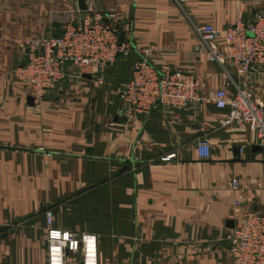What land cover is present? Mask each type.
<instances>
[{"label": "crops", "instance_id": "1", "mask_svg": "<svg viewBox=\"0 0 264 264\" xmlns=\"http://www.w3.org/2000/svg\"><path fill=\"white\" fill-rule=\"evenodd\" d=\"M85 5L119 14L130 52L95 73L67 66L55 89L29 103V88L13 76L26 42L59 35L83 11L77 0H0V264H47L48 228L94 235L97 264H229L227 234L245 213H264V152L248 128L223 126L227 111L208 101L222 68L205 59L196 29L249 22L264 14V0ZM142 58L205 80V101L126 112L118 92ZM225 66L235 85L264 99V64L240 78ZM202 140L208 159L196 154ZM64 259L81 264L79 253Z\"/></svg>", "mask_w": 264, "mask_h": 264}, {"label": "built area", "instance_id": "2", "mask_svg": "<svg viewBox=\"0 0 264 264\" xmlns=\"http://www.w3.org/2000/svg\"><path fill=\"white\" fill-rule=\"evenodd\" d=\"M77 20L65 24L59 35L39 36L26 42V61L13 70V76L29 88L35 100L43 99L66 77L65 68L73 67L78 75L110 68L118 55L126 56L131 45L120 34L119 14L115 11L95 12L87 9ZM196 32L205 45V59L222 68V86L212 92L208 101L227 111L223 126L246 127L256 134L264 152V99L239 88L231 80L226 63L237 77H244L253 67L264 64V14H256L249 22L238 19L223 30L204 24ZM249 34V36H248ZM223 43V48L218 43ZM199 52L200 48H197ZM234 85L228 94L226 86ZM207 83L202 78L181 70L158 71L142 58L134 62L129 79L122 85L118 98L128 113H145L157 106H192L205 101ZM200 159H208L211 147L206 141L196 144ZM173 157L167 156L165 159ZM233 192L239 190L236 179ZM239 199L235 205L239 206ZM47 225L52 218L46 214ZM229 264H264V213L248 212L227 234ZM47 264H65V253H79L81 264H97V238L48 228L46 232Z\"/></svg>", "mask_w": 264, "mask_h": 264}, {"label": "water", "instance_id": "3", "mask_svg": "<svg viewBox=\"0 0 264 264\" xmlns=\"http://www.w3.org/2000/svg\"><path fill=\"white\" fill-rule=\"evenodd\" d=\"M77 7H78V9L79 10H81V11H85V10H87V7H86V5H85V0H77ZM248 36H249V34H248ZM84 78H90V76H84ZM27 101L29 102V103H33L34 102V99L32 98V97H28V99H27ZM260 150H262L261 149V147L259 148Z\"/></svg>", "mask_w": 264, "mask_h": 264}, {"label": "rangeland", "instance_id": "4", "mask_svg": "<svg viewBox=\"0 0 264 264\" xmlns=\"http://www.w3.org/2000/svg\"><path fill=\"white\" fill-rule=\"evenodd\" d=\"M72 19V18H71ZM67 24V23H66Z\"/></svg>", "mask_w": 264, "mask_h": 264}]
</instances>
